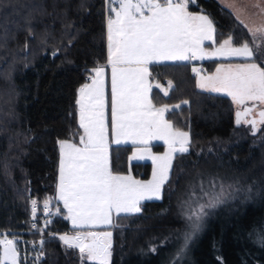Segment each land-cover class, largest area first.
Segmentation results:
<instances>
[{"label":"trees","instance_id":"16d2710c","mask_svg":"<svg viewBox=\"0 0 264 264\" xmlns=\"http://www.w3.org/2000/svg\"><path fill=\"white\" fill-rule=\"evenodd\" d=\"M200 6L215 21L216 45L229 35L236 46L251 44L249 29L218 0H200ZM107 7V0H0V232L27 230L33 199L40 227L44 200L59 207L58 141L78 143L81 135L78 90L89 70L107 63ZM243 62L214 59L203 68L213 73L221 64ZM192 69L189 63L152 66L153 79L172 82L167 95L152 90L153 103L180 105L167 119L189 132L191 143L176 155L161 200L97 230L113 232L111 264H264V125L257 133L238 125L236 105L199 90ZM132 152V146H113L112 171L149 179L152 163L130 164ZM221 189L222 202L205 208L185 246L188 216L207 202L204 193ZM63 214L45 227L44 264H82L78 250L54 235L91 229L72 227Z\"/></svg>","mask_w":264,"mask_h":264},{"label":"snow or ice","instance_id":"6c2138e0","mask_svg":"<svg viewBox=\"0 0 264 264\" xmlns=\"http://www.w3.org/2000/svg\"><path fill=\"white\" fill-rule=\"evenodd\" d=\"M190 6L197 10L190 11ZM108 11L107 63L89 70L92 73L90 83L83 84L78 90L76 104L83 134L78 143L58 141L60 161L56 199L63 202L67 219L76 229L111 225L114 214L139 213L143 200L160 199L163 187L169 181L174 158L189 151V132L174 127L165 118L166 113L174 112L180 105L158 107L150 98V64L190 62L206 57L242 58L243 63L227 68L221 65L213 75L200 76L199 68L192 71L199 77V88L224 93L231 98L238 107V125L249 124L254 133L264 125V67L261 66L264 64V24L249 28L251 44L244 41L234 46L229 35L218 47L208 51L204 43L209 41L210 46L216 43V26L212 14L200 6V0H108ZM260 12L264 14V8H260ZM108 67L111 70L110 100L105 91ZM171 83L168 82L170 87ZM183 103L187 104V101ZM109 105L112 143L134 145L136 151L130 157L132 160L151 159L155 164L151 180L144 182L133 179L131 174L113 173L109 160ZM152 140H163L167 152L153 155L149 147ZM204 195L207 202L199 204L188 216L192 231L185 234V246L192 234L200 229L207 214L205 208H213L222 202L223 189L216 194ZM37 204L36 199L31 201L33 220ZM42 212L45 216L50 214V199L44 200ZM59 213L57 207L56 214ZM49 223L46 220L44 227ZM32 227L37 233L44 231L36 223ZM9 235L11 233L0 232V264H21L18 241L15 237L9 239ZM59 239L68 248L78 250L82 264L84 261L111 264V232L78 231L72 236L61 235ZM39 244L41 251L36 254L33 264L43 256L44 241ZM24 259H27L26 255Z\"/></svg>","mask_w":264,"mask_h":264},{"label":"rangeland","instance_id":"374dc122","mask_svg":"<svg viewBox=\"0 0 264 264\" xmlns=\"http://www.w3.org/2000/svg\"><path fill=\"white\" fill-rule=\"evenodd\" d=\"M224 7H226V8H228L233 14H234V16L237 18V20H239L240 22L241 21H243V24L246 26L247 25V28L249 29V28H251V29H255V28H257V27H259L260 25H262V24H264V14H261V12H260V8H264V0H218ZM257 4H259L260 5V7L259 8H257V7H255V5H257ZM115 7V6H114ZM190 10V9H189ZM108 16H109V11H108ZM107 19H108V17H107ZM251 35V34H250ZM214 39H215V37H214ZM210 44H211V42H209V41H205V43H204V48L206 49V50H208V51H212V50H214V48L215 47H218L219 45H216V44H212L211 46H210ZM234 46H236V45H234ZM205 59H208V60H214V59H221V60H243L242 58H240V57H212V58H205ZM197 63H199V60H195ZM201 63V64H200ZM199 63V65H200V67H204L203 66V63L202 62H200ZM239 64H241V63H239ZM238 64H234L233 66H231V67H235V66H237ZM218 68V67H217ZM216 68V69H217ZM201 69V68H200ZM215 69V70H216ZM209 74H211V73H209V72H207V71H205V70H201V72H200V76L201 75H209ZM197 76V75H196ZM89 81V79L87 80V82ZM105 82H107V80H106V77H105ZM105 91H106V94H107V85H106V89H105ZM210 92H212V93H214L215 94V92H213V91H210ZM106 97H107V95H106ZM109 97V96H108ZM108 99H110V98H108ZM249 106H251V102H249ZM237 107V106H236ZM237 110H238V107H237ZM255 115V114H254ZM249 119H251L252 117H248ZM255 118L256 119H259V117L258 116H255ZM239 125H247L248 127H250L251 129H252V127H251V125H249V124H245V123H241V124H239ZM262 126V125H261ZM261 126H259V129L261 128ZM252 132H253V130H252ZM258 131H256L255 133H257ZM254 133V132H253ZM155 145H157V144H155ZM152 147H153V145H152ZM165 148V147H164ZM167 150H168V148L166 149V150H164V152H156V151H153V150H151V153L153 154V155H157V156H159V155H163L165 152H167ZM132 156V155H131ZM130 156V157H131ZM175 159V158H174ZM109 160H110V166H111V149L109 148ZM135 162H143V163H147V162H150V163H152V165H153V169H152V173H153V170H154V168H155V164L153 163V161L151 160V159H149V158H144V159H137V160H132V159H130L129 158V163L130 164H132V163H135ZM173 165H174V160H173V162H172V169H173ZM172 169H171V172H170V177H171V173H172ZM114 173V172H113ZM152 173H151V176H150V178L149 179H143V178H136L135 180H139V181H144V182H147V181H149V180H151L152 179ZM114 174H116V173H114ZM127 175H129V174H127ZM170 179V178H169ZM58 182H59V180H58ZM167 184V183H166ZM165 184V185H166ZM165 185H164V187H165ZM164 187H163V190H164ZM163 192L164 191H162V196H161V198L160 199H155V198H153V199H145V200H143L142 202H141V205H142V203H144V202H148V201H153V200H161L162 199V197H163ZM58 194V193H57ZM58 201L57 199H54V201ZM63 203V202H62ZM51 206V205H50ZM61 210V209H60ZM65 210V213L63 214L64 215V217L67 219V210L66 209H64ZM55 211V214H56V210H54ZM63 211V210H62ZM129 214H136V213H121V214H119V215H116V214H114L113 215V217H112V220H113V223H114V221H115V219L118 217V216H122V215H129ZM67 220H69V219H67ZM71 222V221H70ZM112 223V224H113ZM111 224V225H112ZM108 226H110V225H99V226H95V227H93V228H96V229H91V230H95V231H97L99 228H104V227H108ZM105 232H111L112 233V248H113V243H114V238H113V232L112 231H109V230H104ZM5 233V232H4ZM10 237H16V239H18V238H20V235H18V234H12V235H9ZM69 236H71V235H69ZM10 239H12V238H10ZM63 243V242H62ZM19 244H21L19 241H18V244H17V248H18V250H19V248H21V245H19ZM111 252H112V249H111Z\"/></svg>","mask_w":264,"mask_h":264},{"label":"built area","instance_id":"2783aa9c","mask_svg":"<svg viewBox=\"0 0 264 264\" xmlns=\"http://www.w3.org/2000/svg\"><path fill=\"white\" fill-rule=\"evenodd\" d=\"M108 1V0H107ZM108 9V7H107ZM192 63L194 64L193 68H201V70H204L203 67H200L199 63H197L195 60H192ZM195 74V73H194ZM196 75V74H195ZM89 79V78H88ZM31 209H32V205H31ZM37 210H38V206H37ZM44 216V225H45V221L48 220L50 221L49 224H51L53 222L54 216H55V211L54 209L50 206V214L48 216ZM36 223L37 227H40L39 222L37 217L35 218V220H33V216L31 214V217L29 219V228L27 230L21 231V232H17V233H11L12 234H18L20 235V238L15 239L17 241H19L21 244V248H19L20 252H21V264H33V261L36 259V254L38 252L41 251V246L39 244V242L41 240H45V238L43 237L44 232H45V227H40V228H44V231L42 233H37L36 230L32 227V224ZM95 232H105V231H95ZM10 232H5V234H8ZM77 232L74 233H70L67 235H75ZM61 235H65V234H56L54 236L58 237ZM8 238H13L8 236ZM26 255L27 259H24V256ZM44 259H45V252L43 249V256L41 257V259L39 261H36V264H44Z\"/></svg>","mask_w":264,"mask_h":264},{"label":"crops","instance_id":"0c3cea01","mask_svg":"<svg viewBox=\"0 0 264 264\" xmlns=\"http://www.w3.org/2000/svg\"><path fill=\"white\" fill-rule=\"evenodd\" d=\"M115 6V5H114ZM191 11V10H190ZM221 60V59H220ZM205 61H208V59H203V60H199V63L200 62H202V63H204ZM176 63H189L190 65H192V67H194V64L192 63V61H190V62H187V61H185V62H175V61H166V62H160V63H153V64H150L149 65V72L151 73V75H150V77H149V79H148V83H149V85L151 86V90H150V93H149V95H150V98L152 99V90L154 89V88H157V89H159L160 91H162L163 93H165V92H169V90L172 88V85H171V87L169 86V84L168 83H165V84H160V83H158L155 79H153V76H152V66H154V65H163V64H176ZM201 64V63H200ZM234 64H239V63H226V64H221V65H223L225 68H227V67H229V66H233ZM221 65H219L218 66V68L219 67H221ZM215 72H216V70L213 72V73H211V74H209V75H213V74H215ZM201 76H208V75H201ZM105 77H106V80H107V82H106V85H107V98H108V89H109V91H110V77H111V70H110V67H108V68H106V70H105ZM198 81H199V77L197 76V85H198ZM87 83H90V79H89V81L87 82ZM157 85H159V87H157ZM198 89L199 90H201V91H203V92H208V93H212V92H210L209 90H206V89H201V88H199L198 87ZM212 94H214V93H212ZM215 94H217V95H222V96H227V95H225L224 93H218V92H215ZM227 97H229V96H227ZM78 98H79V92H78ZM230 98V97H229ZM231 99V98H230ZM110 100V99H109ZM153 101V100H152ZM159 107V106H158ZM108 117H109V141H110V149L113 147V146H119V145H116L115 143H112V139H113V137H112V135H111V124H110V105H109V109H108ZM165 118L167 119V113L165 114ZM78 122H79V106H78ZM83 134V130L81 129V135ZM155 144H160V145H163V149H160L161 151H156V152H164V150H166L168 147H167V144L163 141V140H152L151 142H150V145H149V147H150V150H153L152 149V145H155ZM120 145H124V146H132L133 147V152L134 151H136V147L134 146V145H132L131 143H127V144H120ZM165 147V148H164ZM154 151V150H153ZM132 152V153H133ZM132 155V154H131ZM131 176L133 177V179H136V177H134L132 174H131ZM58 204H59V207L58 208H60V209H62L63 211H64V213H65V210H64V208H63V203H62V201H58ZM69 221V224L73 227V225H72V223L70 222V220H68ZM91 229H96V228H91Z\"/></svg>","mask_w":264,"mask_h":264}]
</instances>
